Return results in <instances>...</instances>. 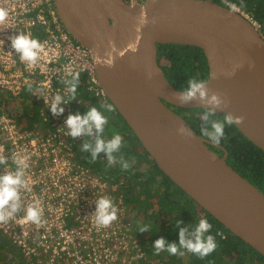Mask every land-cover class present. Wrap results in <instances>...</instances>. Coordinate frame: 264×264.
Segmentation results:
<instances>
[{"label": "water", "instance_id": "95a60500", "mask_svg": "<svg viewBox=\"0 0 264 264\" xmlns=\"http://www.w3.org/2000/svg\"><path fill=\"white\" fill-rule=\"evenodd\" d=\"M53 3L64 27L90 49L101 88L159 168L264 255V193L227 162L223 145L212 144L172 108L209 105L198 99L180 104L175 96L182 89L167 79L157 61V43L202 48L207 86L228 100V107L217 113L243 115L236 127L264 149V39L259 31L215 0ZM181 123L192 131L191 139L177 134Z\"/></svg>", "mask_w": 264, "mask_h": 264}, {"label": "built area", "instance_id": "2783aa9c", "mask_svg": "<svg viewBox=\"0 0 264 264\" xmlns=\"http://www.w3.org/2000/svg\"><path fill=\"white\" fill-rule=\"evenodd\" d=\"M247 18L264 39V28L253 14L234 0H215ZM9 18L0 26V90L11 96H26V110L8 111L0 98V154L29 157L25 177L31 190H21L22 204L38 202L42 223L23 219V210L0 232L18 251L6 247L0 264H127L144 251L133 232L131 204L125 201L127 179L106 165L107 155L98 156L99 168L81 158L85 141L94 137L72 138L65 119L69 113L84 114L92 100L107 103L90 49L77 41L61 22L53 0H0ZM30 34L44 44L42 60L27 67L11 49L8 37L17 32ZM75 77V79H74ZM75 83V98L67 89ZM31 86V87H29ZM60 94L68 103L64 113L53 116L48 103ZM6 167L0 164V174ZM108 196L117 208V220L107 228L95 225V201Z\"/></svg>", "mask_w": 264, "mask_h": 264}, {"label": "trees", "instance_id": "16d2710c", "mask_svg": "<svg viewBox=\"0 0 264 264\" xmlns=\"http://www.w3.org/2000/svg\"><path fill=\"white\" fill-rule=\"evenodd\" d=\"M234 1L249 10L264 28V0ZM157 46V61L164 70L167 79L177 88H186L187 81L193 77L207 79V59L199 46L174 42L157 43ZM104 104H111L114 111L108 112L101 107ZM171 106L189 121L196 132L201 134L200 128L204 124L201 116L207 110L206 107L182 108ZM91 107H97L108 117L109 122L102 134L105 139L111 138L116 132H124L125 129L130 132L132 140L128 139L127 141L128 137L123 134L124 144L119 152L114 153L119 160L124 157L123 161L130 163V160L133 159L134 141L149 154L109 99L107 103H98L96 99H93ZM222 115L223 113H216L215 118H221ZM116 117L123 122L124 127L119 126V128L113 130V123L118 121ZM220 144L227 150V162L264 193V149L249 140L236 126H225V138ZM210 146L219 154L223 153L222 149L214 145ZM81 159L86 164L99 168L98 158L95 162H92L90 152H86ZM152 160L157 171L163 175L167 182L163 183L159 178L155 180L154 177L153 181L147 179L145 184H141V190L137 193L138 198H134L135 200L125 192V201L131 204L129 211L132 212L133 218L135 217L132 220L133 232L144 251L143 255L136 257L127 264H264V255L225 227L209 211L200 206L199 211L194 210L193 212L189 203L197 204V202L159 168L153 157ZM128 169L132 171L130 164ZM155 181H158L157 185L154 184ZM171 185H174L179 192L184 193L186 198H181V200L176 196L172 198V194L169 193ZM133 200L137 203L134 204ZM150 209L152 212H148ZM201 218H207L213 225L211 234L217 242V249L211 255L201 259L186 251L183 255L175 256L169 255L167 252H161L159 255L154 254L152 246L156 239L163 237L169 243L175 242L178 244L179 229L187 228L191 231ZM177 221L180 222L179 225ZM141 224L150 225V230L146 232L139 231ZM6 247L18 254L10 241L0 232V260L4 258L3 250ZM18 260V264H28L21 257Z\"/></svg>", "mask_w": 264, "mask_h": 264}, {"label": "clouds", "instance_id": "9594fccd", "mask_svg": "<svg viewBox=\"0 0 264 264\" xmlns=\"http://www.w3.org/2000/svg\"><path fill=\"white\" fill-rule=\"evenodd\" d=\"M8 18V9L0 7V26L5 25ZM8 40L11 49L27 67H35L42 60L45 48L44 44L37 38L19 31L10 35ZM3 44L4 40L0 39V46ZM249 66L252 67L253 65L250 64ZM232 74L229 73V75ZM69 83L70 86L67 91L71 94L70 98H75L76 85L75 83ZM207 84V80L190 78L187 81V87L176 94L175 99L180 104H187L198 99L209 105L201 116L204 124L200 128V133L212 144L219 145L225 138V126L240 125L245 118L243 115H233L231 112L226 111L223 112L221 118H215L217 110H224L228 107V100L221 93L209 89ZM66 103H68V100H65L62 95L56 94L47 105L53 116H59L64 113L65 109L62 105ZM101 107L108 112L114 111L111 104H104ZM108 122V117L102 111L97 107H91L84 114L79 112L69 113L65 119V126L67 134L72 138L94 137L92 141H85L81 145V150L90 152L92 162L97 160L100 153H105L108 163L111 165L116 163V157L113 154L120 151L124 144V138L119 132H116L111 138L105 139L102 134ZM176 132L185 139H191L193 135L192 131L186 128L183 123L177 126ZM28 159L29 157L26 155L12 154L11 165L13 170L9 171V157L0 154V164L6 167V171L0 174V224L7 223L22 210L24 212L23 219L27 222L37 225L42 223L43 210L38 202L29 203L26 207L22 204L21 190H31L25 177V171L29 167ZM121 167L125 170L128 169V162L121 160ZM92 216L97 227L107 228L117 220V208L111 198L100 196L95 201V211ZM179 223L177 221L178 225ZM212 228L213 225L207 218H201L193 230L179 229L178 244L175 242L169 243L163 237L156 239L152 246L154 254L159 255L161 252H167L169 255L175 256L183 255L186 251L203 259L217 249V242L211 234ZM149 230L150 225L148 224L139 226L141 232Z\"/></svg>", "mask_w": 264, "mask_h": 264}, {"label": "flooded vegetation", "instance_id": "af4514ba", "mask_svg": "<svg viewBox=\"0 0 264 264\" xmlns=\"http://www.w3.org/2000/svg\"><path fill=\"white\" fill-rule=\"evenodd\" d=\"M175 111H177L174 107H172ZM179 112V111H177ZM117 118V117H116ZM119 122V126L120 127H124L123 122L118 119ZM122 129V128H121ZM119 133L121 135H125L128 139L132 140V136L130 134V132L125 129L124 132H120ZM134 147L132 148V160H130V168L132 169V171L130 169H123L122 167L120 168H112V170L118 174V173H123L126 176L127 179V187H126V193L128 195H130L133 199L134 198H138L137 193L139 192V190H141V184H145L146 180H151L153 181V177L154 179H161V182L166 183L167 180L163 177L162 174H160L156 167L154 166L152 157L150 156V154H148L147 152H145L140 146L139 144L134 141ZM126 144V143H125ZM116 157V163L115 164H121V160H119V158L113 154ZM106 165H108V162L106 163ZM158 181H155L154 184L157 185ZM173 191H176L173 189ZM176 193L179 195V193L176 191ZM177 198H179L181 200V197L178 196ZM135 200V199H134ZM134 202L137 203V202ZM200 209V208H199ZM198 209V211H199ZM148 212H152V210L150 209Z\"/></svg>", "mask_w": 264, "mask_h": 264}, {"label": "rangeland", "instance_id": "374dc122", "mask_svg": "<svg viewBox=\"0 0 264 264\" xmlns=\"http://www.w3.org/2000/svg\"><path fill=\"white\" fill-rule=\"evenodd\" d=\"M0 98L3 100L4 102V106L8 111L11 112H18V111H22V110H26L27 106V102H29L28 98L24 95H19V96H11L10 94H8L6 91L0 90ZM113 130L114 128L117 129V127L119 128V123L118 121L116 123H113ZM111 131V130H110ZM124 157H121L120 160H124ZM174 185H171L170 187V191L169 193L172 194V198H175L180 196L182 199L186 198V195L182 192H179L178 190H176L174 187ZM176 190L179 195L173 191ZM186 203V200H185ZM191 205L192 211L194 212V210H198L200 208L199 204L196 203H189ZM153 206V205H152ZM151 207V206H150Z\"/></svg>", "mask_w": 264, "mask_h": 264}]
</instances>
